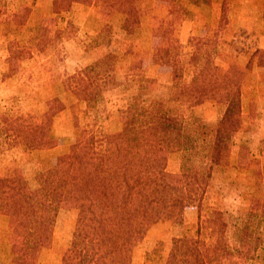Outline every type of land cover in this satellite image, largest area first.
Instances as JSON below:
<instances>
[{"label":"rangeland","instance_id":"rangeland-1","mask_svg":"<svg viewBox=\"0 0 264 264\" xmlns=\"http://www.w3.org/2000/svg\"><path fill=\"white\" fill-rule=\"evenodd\" d=\"M0 1L5 7L0 15V178L17 175L35 186L38 174L67 153L83 130L97 137L118 131L122 111L129 106L142 113L162 101L196 136L197 153L171 151L165 144L154 147V156L165 166L166 180L182 185L187 167L208 169L210 163L201 151L211 141V133L202 131L212 127L224 110V105L213 101L189 106L173 97L194 74L188 60L192 39L207 42L204 48L210 63L240 67L244 74L241 123L227 140L226 163L209 168L201 199L205 211L225 212L233 239L234 226L246 218L252 198L264 193V0H248L253 5L248 10L241 0H148L131 31L123 28V13L97 3H76L56 14L51 12V0ZM170 20V38L157 34ZM177 43L181 46L177 62L157 63V48ZM11 50L20 52L11 58ZM107 52L115 55L111 85L91 103L74 102L67 91L69 76ZM175 67L181 77H174ZM56 96L67 106L53 113ZM20 115L32 122L49 115L46 135L53 144L31 148L9 135L4 117ZM2 200L0 189V206ZM79 206L75 201L60 203L51 238L37 248L31 264H62L73 240ZM198 206L191 203L178 218L152 224L133 246L131 264H165L173 240L196 233ZM258 211L254 230L262 243L248 264L264 260V213ZM0 214L4 215L1 207ZM2 233L0 224V264H21V237L13 230Z\"/></svg>","mask_w":264,"mask_h":264},{"label":"trees","instance_id":"trees-1","mask_svg":"<svg viewBox=\"0 0 264 264\" xmlns=\"http://www.w3.org/2000/svg\"><path fill=\"white\" fill-rule=\"evenodd\" d=\"M147 1L51 0V12L70 10L76 3H97L106 10L123 13V28L131 31ZM4 10L0 1V15ZM171 21L157 34L170 38ZM206 43L203 38L192 39L188 60L194 74L173 97L189 106L210 101L224 105L219 120L202 131L211 133V141L201 151L210 163L208 169L187 167L182 185L169 183L164 164L154 156V147L165 144L171 151L197 153L193 144L196 136L162 101L142 113L129 106L122 111L120 130L99 137L83 130L67 153L38 174L35 186L17 175L0 178V207L4 214L14 217L13 233L21 237V264H31L37 248L51 238L57 209L63 201H75L80 206L73 240L62 264H131L133 246L152 224L163 218H178L194 202L199 204L196 233L175 238L165 264H248L255 256L262 242L254 230V217L258 210L264 213V193L252 198L246 218L234 226L231 240L225 212L219 208L205 211L201 205L209 168L226 163L227 140L241 123L240 87L244 76L235 64L220 67L210 63ZM179 47L178 43L171 48L159 46L157 63L174 65ZM19 52L11 50L10 57ZM114 58L112 52H107L69 76L67 91L74 102L91 103L111 85ZM173 71L174 77H181L179 68ZM66 106L60 96L53 98V113ZM49 117L40 122L21 115L4 117L5 130L31 148L49 146L53 144L46 135Z\"/></svg>","mask_w":264,"mask_h":264},{"label":"crops","instance_id":"crops-1","mask_svg":"<svg viewBox=\"0 0 264 264\" xmlns=\"http://www.w3.org/2000/svg\"><path fill=\"white\" fill-rule=\"evenodd\" d=\"M241 3L244 4V7L247 10L250 9L253 6V5L250 6L248 4V0H241ZM253 19L255 21L257 20V18L255 16L253 17ZM262 19H264V17H262ZM251 22H253V20H251ZM0 224H1V227L3 228V233L2 234H7L9 231L12 232V228H13V224H14V217H13V215H9V214L1 215L0 216Z\"/></svg>","mask_w":264,"mask_h":264}]
</instances>
